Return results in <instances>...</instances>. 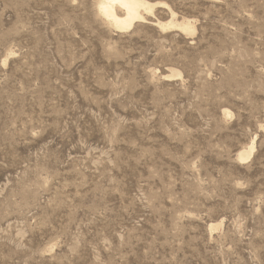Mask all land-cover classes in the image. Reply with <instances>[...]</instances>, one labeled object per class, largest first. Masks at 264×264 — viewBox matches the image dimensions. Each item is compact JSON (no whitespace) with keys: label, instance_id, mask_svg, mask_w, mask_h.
<instances>
[{"label":"rangeland","instance_id":"rangeland-1","mask_svg":"<svg viewBox=\"0 0 264 264\" xmlns=\"http://www.w3.org/2000/svg\"><path fill=\"white\" fill-rule=\"evenodd\" d=\"M97 1L0 0V264H264V0Z\"/></svg>","mask_w":264,"mask_h":264},{"label":"bare ground","instance_id":"bare-ground-1","mask_svg":"<svg viewBox=\"0 0 264 264\" xmlns=\"http://www.w3.org/2000/svg\"><path fill=\"white\" fill-rule=\"evenodd\" d=\"M164 5L163 3H153L146 0H98L97 9L104 19L112 26L120 30H129L133 27L134 23L145 21L146 15H153L157 7ZM121 10L123 15H119L117 10ZM160 29L181 31L187 35L196 33V29L192 22L180 21L173 15L170 21L158 24ZM171 75L165 77L180 76V72L171 70ZM253 145L247 150H241L237 153L239 160L245 161L251 157ZM211 230L216 229L217 226L210 225Z\"/></svg>","mask_w":264,"mask_h":264}]
</instances>
